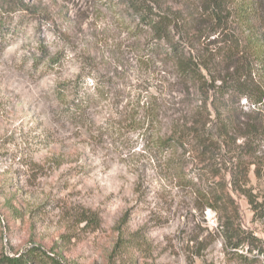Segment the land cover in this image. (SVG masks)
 Returning <instances> with one entry per match:
<instances>
[{
    "label": "rangeland",
    "instance_id": "obj_1",
    "mask_svg": "<svg viewBox=\"0 0 264 264\" xmlns=\"http://www.w3.org/2000/svg\"><path fill=\"white\" fill-rule=\"evenodd\" d=\"M25 2L32 9L0 51V256L37 245L66 264H247L228 253L224 219L198 194L192 147L158 144L176 122L204 119L216 99L235 120L241 147L232 145L263 208L241 193L231 204L264 240V103L185 81L114 0ZM164 3L186 17L205 13L202 0ZM227 10L221 34L241 37L240 53L214 37L196 42L197 54L221 49L201 73L215 87L264 88V0H230ZM75 92L79 121L65 109Z\"/></svg>",
    "mask_w": 264,
    "mask_h": 264
},
{
    "label": "trees",
    "instance_id": "obj_2",
    "mask_svg": "<svg viewBox=\"0 0 264 264\" xmlns=\"http://www.w3.org/2000/svg\"><path fill=\"white\" fill-rule=\"evenodd\" d=\"M114 1L127 8L128 15L135 23L137 22L136 28H146L151 32L150 40L161 50H165L166 56L171 58L185 81L199 83L206 92H210L212 88L222 92L237 91L238 97L245 98L254 107L259 108V105L264 103L263 87L244 82L237 83L238 86L235 87H228L227 83L215 87L214 75L211 73L213 75L211 80L206 79L201 73L202 65L208 68V62L212 58L220 57L221 49H211L210 53L208 50L207 56L197 54L196 42L214 37L211 44L231 43L235 51L240 53L242 38L237 36L231 38L233 36L221 34V30L227 28L225 25L232 21V13L227 10L230 0H202L205 13L191 17H186L179 10L168 8L165 0ZM31 9L25 0H0V51L5 50L12 43L13 35L20 32V23L16 18L21 16L20 13ZM208 97L205 103L209 100ZM216 103V99L210 101L204 119L197 117L181 123L176 122L170 133L161 138L158 146L164 151L185 149L189 145L192 147L199 165L197 169L194 168L196 170L191 179H198L203 184L197 191L205 201L204 206L214 209L224 219L222 228L223 230L225 228V233L228 231V253L239 258L241 263L258 264L260 258L264 257V240L242 227L236 209L231 204L233 200L231 193L246 196L255 212L263 208V202L251 184L247 164L243 163L242 156L235 153L232 145L234 141L237 147H241V144H236L237 139L233 138L231 132L235 127V120L227 117ZM65 109L73 118L79 117L76 118L79 121L85 112L83 97L75 92L71 100L66 102ZM169 160L174 169L181 171L180 161L175 163L176 158ZM260 165H264V162ZM45 258L52 264H66L59 254L49 255L37 245L13 256H0V264H38Z\"/></svg>",
    "mask_w": 264,
    "mask_h": 264
},
{
    "label": "built area",
    "instance_id": "obj_3",
    "mask_svg": "<svg viewBox=\"0 0 264 264\" xmlns=\"http://www.w3.org/2000/svg\"><path fill=\"white\" fill-rule=\"evenodd\" d=\"M209 212H210V210H209Z\"/></svg>",
    "mask_w": 264,
    "mask_h": 264
}]
</instances>
